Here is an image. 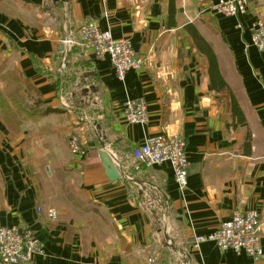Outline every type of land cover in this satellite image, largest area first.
Instances as JSON below:
<instances>
[{"label": "crops", "instance_id": "obj_1", "mask_svg": "<svg viewBox=\"0 0 264 264\" xmlns=\"http://www.w3.org/2000/svg\"><path fill=\"white\" fill-rule=\"evenodd\" d=\"M219 1L22 0L47 25L0 8L2 55L48 106L62 110L17 131L0 117V227L22 224L35 234L43 253L32 264H145L150 257L183 264L165 250L168 239L187 264H264L211 242L191 245L236 211L254 209L264 249V52L250 35L264 0H249L246 15L230 18L209 10ZM87 22L130 41L143 68L118 79L109 60L80 46ZM189 25L212 48L223 90L212 88ZM66 39L74 41L70 49ZM139 98L147 125L130 124L123 114L125 103ZM233 98L244 124L233 118ZM158 134L186 139L185 191L167 163L110 181L103 152L111 160L130 155ZM73 135L86 157L72 153ZM159 213H168L169 231L157 224Z\"/></svg>", "mask_w": 264, "mask_h": 264}, {"label": "built area", "instance_id": "obj_2", "mask_svg": "<svg viewBox=\"0 0 264 264\" xmlns=\"http://www.w3.org/2000/svg\"><path fill=\"white\" fill-rule=\"evenodd\" d=\"M209 10L219 16L230 18L246 15L249 0H220L211 5ZM80 46L97 61L109 60L118 79L124 81L133 70H140L144 62L136 55L133 44L128 40H116L109 30H102L93 22H87L80 28ZM253 46L264 52V14H261L250 29ZM64 45L70 49L72 39H66ZM124 117L130 124L147 125L149 122L147 104L144 99L129 100L124 106ZM73 154L83 158L88 151L80 143L79 137L70 138ZM112 162L121 177L130 179L142 165L146 167L169 164L174 172L175 181L181 192L188 186L190 163L187 154L186 139L180 135L158 134L146 138L145 142L134 148L130 155L112 156ZM38 211H42L39 207ZM51 218L57 215L52 213ZM261 219L259 213L252 209L236 211L233 216L220 224L218 229L205 236L193 238V248L211 242L216 248L225 252L234 251L260 261L264 258L261 243ZM40 242L35 234L22 224L13 227H0V264H32L37 255L42 254ZM145 264H160L156 257H150Z\"/></svg>", "mask_w": 264, "mask_h": 264}, {"label": "trees", "instance_id": "obj_3", "mask_svg": "<svg viewBox=\"0 0 264 264\" xmlns=\"http://www.w3.org/2000/svg\"><path fill=\"white\" fill-rule=\"evenodd\" d=\"M175 15L176 8L172 3L169 6L168 16L171 19ZM186 29L192 34L197 49L208 60L212 88L216 91L223 90L226 87V83L219 71L218 62L212 48L194 27L189 25L186 26ZM0 55H2L1 50ZM3 63H0V74L4 72ZM10 76V78L0 76V117L12 130H19L22 123L27 120L38 121L47 115L62 112L60 109L48 106L40 96V93L23 74L19 72L10 73ZM29 92L34 94L33 97L29 98ZM232 115L234 119L235 117L237 118L238 124L245 123V118L235 98L232 99Z\"/></svg>", "mask_w": 264, "mask_h": 264}, {"label": "rangeland", "instance_id": "obj_4", "mask_svg": "<svg viewBox=\"0 0 264 264\" xmlns=\"http://www.w3.org/2000/svg\"><path fill=\"white\" fill-rule=\"evenodd\" d=\"M0 8L1 10L5 11V13H7L8 15L12 17H19V18L20 17H23V18L30 17L29 20H31L32 23L34 22L33 24H41L42 20L45 25L48 24L46 20L48 18L38 19L36 17L38 14L35 11L31 10L29 7H27V5H24L22 0H0ZM0 63L4 64V67H3L4 72L1 73L0 76L2 75L3 77L10 78L11 77L10 73H17V72L20 73V71L15 69L13 65L10 64L3 55H0ZM22 89L25 90L24 87H22ZM33 95H34L33 93L29 92V98L33 97ZM157 224L159 225L160 228L162 229L166 228V230L169 231L170 223H169L168 213H159L157 217ZM174 245L175 244L170 242L168 239L167 242H165V246H164L165 250L168 251L169 255H177L180 262H183V264H187L188 263L187 254L185 255L183 253H180V254L177 253Z\"/></svg>", "mask_w": 264, "mask_h": 264}, {"label": "water", "instance_id": "obj_5", "mask_svg": "<svg viewBox=\"0 0 264 264\" xmlns=\"http://www.w3.org/2000/svg\"><path fill=\"white\" fill-rule=\"evenodd\" d=\"M105 141L108 143L107 139ZM102 146H105L104 143H102ZM101 161L103 164L104 169L106 170V173L110 179V181L114 182L121 179V174L112 162L111 158L106 152H103L101 154Z\"/></svg>", "mask_w": 264, "mask_h": 264}]
</instances>
